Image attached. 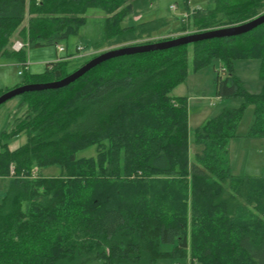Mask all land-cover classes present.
I'll return each mask as SVG.
<instances>
[{"label": "trees", "instance_id": "obj_1", "mask_svg": "<svg viewBox=\"0 0 264 264\" xmlns=\"http://www.w3.org/2000/svg\"><path fill=\"white\" fill-rule=\"evenodd\" d=\"M158 1L0 0V58L27 66V48L77 34L90 9L106 14L92 59L264 13V0H216L214 9L189 11L173 34L169 20L134 23ZM17 39L26 45L20 52L12 48ZM191 51L195 72L222 62L214 73L218 97L243 100L199 127L194 149L188 98L172 96L189 75ZM253 59L264 83V24L112 59L65 88L23 94L0 137V178L9 179L0 201V264H264V219L243 222L234 213L244 209L240 197L264 211V177H236L231 161L248 106L255 111L248 137L264 138V89L250 94L234 73L235 61ZM70 65V58L52 62L25 85L60 81L82 67L70 72ZM90 146L96 156L78 158ZM53 167L61 171L44 174Z\"/></svg>", "mask_w": 264, "mask_h": 264}, {"label": "rangeland", "instance_id": "obj_2", "mask_svg": "<svg viewBox=\"0 0 264 264\" xmlns=\"http://www.w3.org/2000/svg\"><path fill=\"white\" fill-rule=\"evenodd\" d=\"M174 6L176 10L172 9ZM201 8H216V0H159L148 12L134 18V23L140 24L158 19L169 20L171 22L170 30L173 31L170 34H173L181 27V22L184 17L188 16L189 11ZM105 17L104 11L90 9L86 14V23L77 34L71 35L67 39H59L53 45L27 48V66H24L14 57L0 58V94L24 86L33 76L45 74L48 71V64L57 62L62 57L73 55L72 63L69 67L70 72L90 61L95 55L93 44L99 36V22ZM166 33L164 32V34ZM167 35L168 37L172 36L169 33ZM17 41L20 40L17 39L14 44ZM59 48H65L66 52L60 53ZM78 48H81V51H78ZM106 49L103 48L98 53ZM189 66L188 77L172 92V96L188 98L190 142L192 149H194L196 130L209 119L220 115L225 108H237L241 106L243 100L241 98L223 99L217 96L214 73L216 70L222 71L223 69V64L220 60H216L209 67L195 72L193 70V52L191 51ZM261 67V61L256 59L237 60L234 63L235 75L242 81L247 92L250 94H260L264 89V83L261 79ZM22 101L23 97L18 96L0 107V137L7 129L12 116L18 110ZM254 121V107L248 106L238 128L239 136L231 142L232 173L236 177L248 176L256 179L264 177V138L248 137ZM23 141V139L17 141L12 145V149L24 143ZM96 154L97 147L90 146L80 150L77 156L78 158L95 157ZM60 171L58 167H53L44 170V174L57 175ZM3 184V178H0V201L4 196ZM239 200L244 209L238 208L234 213L238 216L241 214L243 222H248L247 218L249 216L251 219H253L252 217L264 219V211L261 209H259L261 212L257 210L256 204H251V206L250 203L244 202L242 197ZM89 264L103 263L90 262Z\"/></svg>", "mask_w": 264, "mask_h": 264}, {"label": "water", "instance_id": "obj_3", "mask_svg": "<svg viewBox=\"0 0 264 264\" xmlns=\"http://www.w3.org/2000/svg\"><path fill=\"white\" fill-rule=\"evenodd\" d=\"M263 24H264V13L255 19H252L248 22L235 26L224 27L198 34H190L187 36L178 37L172 40L159 42L155 44H149L143 46H129L114 50H109L93 58L84 66H82L80 69H78L77 71L73 72L72 74H70L69 76H67L66 78L60 81L43 83V84H28L6 92L2 96H0V107L9 100L16 98L18 96H22L27 92L56 90V89L65 88L70 84L79 80L81 77H83L86 73H88L95 67L112 59H116L128 55L148 53L157 50H167V49L185 46L205 40L241 36L253 31L254 29L258 28Z\"/></svg>", "mask_w": 264, "mask_h": 264}, {"label": "built area", "instance_id": "obj_4", "mask_svg": "<svg viewBox=\"0 0 264 264\" xmlns=\"http://www.w3.org/2000/svg\"><path fill=\"white\" fill-rule=\"evenodd\" d=\"M173 10H176V7H172ZM26 47V45L22 42V41H17L15 44H14V50L16 52H20L22 51L24 48ZM65 51V48H59V52L60 53H63ZM78 51H81V48H78ZM15 175V170L14 168H11V176L13 177Z\"/></svg>", "mask_w": 264, "mask_h": 264}, {"label": "crops", "instance_id": "obj_5", "mask_svg": "<svg viewBox=\"0 0 264 264\" xmlns=\"http://www.w3.org/2000/svg\"><path fill=\"white\" fill-rule=\"evenodd\" d=\"M64 52H66V50L64 51ZM63 52V53H64ZM62 58H70V60H71V63H72V58H73V55L71 54V55H69V56H67V57H62ZM50 64V63H49ZM48 64V65H49ZM220 98V97H219ZM15 146V145H14ZM13 146V147H14ZM19 147V146H18ZM18 147H16V148H13L12 150H15V149H17ZM3 180H4V193H5V191H6V189H7V186H8V183H9V179H7V178H3ZM3 198V197H2Z\"/></svg>", "mask_w": 264, "mask_h": 264}]
</instances>
